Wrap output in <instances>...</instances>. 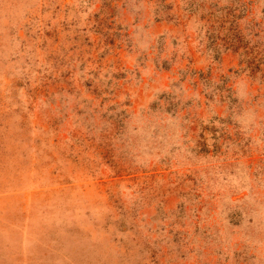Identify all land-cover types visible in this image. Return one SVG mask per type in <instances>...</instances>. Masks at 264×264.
Returning a JSON list of instances; mask_svg holds the SVG:
<instances>
[{"label": "rangeland", "instance_id": "374dc122", "mask_svg": "<svg viewBox=\"0 0 264 264\" xmlns=\"http://www.w3.org/2000/svg\"><path fill=\"white\" fill-rule=\"evenodd\" d=\"M0 264H264V0H0Z\"/></svg>", "mask_w": 264, "mask_h": 264}]
</instances>
